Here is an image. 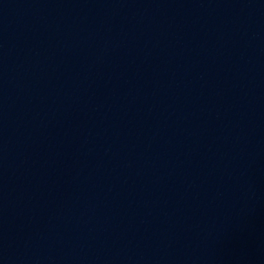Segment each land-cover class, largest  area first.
I'll return each mask as SVG.
<instances>
[{
  "label": "water",
  "instance_id": "1",
  "mask_svg": "<svg viewBox=\"0 0 264 264\" xmlns=\"http://www.w3.org/2000/svg\"><path fill=\"white\" fill-rule=\"evenodd\" d=\"M264 43V0H0V151L95 121Z\"/></svg>",
  "mask_w": 264,
  "mask_h": 264
}]
</instances>
